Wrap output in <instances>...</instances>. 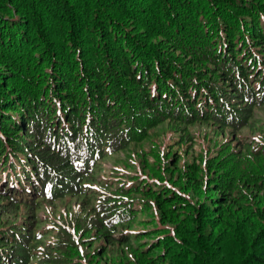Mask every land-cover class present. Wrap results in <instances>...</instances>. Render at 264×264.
<instances>
[{"label": "trees", "instance_id": "1", "mask_svg": "<svg viewBox=\"0 0 264 264\" xmlns=\"http://www.w3.org/2000/svg\"><path fill=\"white\" fill-rule=\"evenodd\" d=\"M259 64L264 0H0V264H63L75 245L90 256L84 264L116 245L132 257L122 248L119 263L103 264H264V118L248 115L264 105ZM119 103L125 121L113 116ZM184 112L220 127L210 135L250 133L237 144L213 139L204 157L183 161L186 185L210 203L181 215L186 199L155 176L143 187L94 178L100 158L125 149L122 136L142 139L159 118L183 125ZM175 131L191 144L188 131ZM171 144L162 160L178 168L181 148ZM44 194L84 200L55 219L36 214ZM147 199L162 234L135 252L133 233L110 242L111 215L126 222ZM21 209L20 221L1 219ZM47 219L49 243L35 226Z\"/></svg>", "mask_w": 264, "mask_h": 264}, {"label": "rangeland", "instance_id": "2", "mask_svg": "<svg viewBox=\"0 0 264 264\" xmlns=\"http://www.w3.org/2000/svg\"><path fill=\"white\" fill-rule=\"evenodd\" d=\"M263 67V64H259L255 68L256 72L262 71L264 69ZM260 74L261 73H259V75ZM23 79V76H20L19 81L22 82ZM220 85L224 86L225 84L220 83ZM232 86H234L233 83L230 85V87L227 88H231ZM232 97L231 99L234 101L231 100V102L234 103V105L236 104V107H240L242 104H240L241 102L238 101L241 99V97L239 95L236 96L239 98ZM115 102L116 101L112 103ZM122 109H124V107H122L121 103H119L118 107L115 109L113 116L119 114ZM220 112V115H222L223 111ZM185 113L186 112H184L180 116L182 117L181 120H184L183 125H180L178 124V122H175L174 120L168 118L164 120H162V118H159L158 120H153L154 126L148 129V133H145L146 136H144V138L142 139H140L139 137L136 140L134 139L135 141L129 142L124 136H122L121 142L126 143L125 149L120 150V152L116 155H108L100 158L99 161H97L98 164L96 168L94 169V178L96 180H98L99 178H105V182H108L112 187H115L117 185H121L120 187H129L126 185L130 184H140V186L143 187L146 181L149 183L153 182L151 178L155 176V182L163 183L165 186H167L168 189L170 188L174 191L179 192V194H181L183 198L186 199L185 204L182 206L184 207V209H181V215H184L187 212L195 214L194 206H192L191 204L197 205L196 203H200L202 201H207L210 203V200L208 201V197L206 196L204 190L203 193L200 194L194 191L193 187L186 185V174L182 171V169L185 170L184 168H182L183 161L187 160L188 162H190L192 159H195V161L197 162L196 159L199 158L200 155L204 157V150L211 143V140L213 141V139H218L219 141H224L228 143L233 142L232 144H234L236 142H239V140H237L238 137H245L247 136V134L250 133L246 126H244L235 130L223 129L221 132L218 133L215 131L210 135L211 129H215V127H220L214 126V123H212L211 121L200 119L198 120L195 119V117H189ZM248 113L251 118L253 117L254 119L261 122L264 118V105L253 107L250 111H248ZM124 115L125 113L123 112V115L119 114L116 116V118L121 116L123 121H125L126 118L124 117ZM183 116L185 117V119ZM156 121L158 122L155 123ZM239 123L240 122H237L236 120L234 122V125H239ZM184 125H186V127H184ZM175 130L188 131L189 133L188 135H185V137L190 140L191 144L180 140V138L177 136L178 133ZM172 138L175 139L172 140ZM169 143H175L171 144L173 145L171 148L172 151L177 152L176 149H178L179 147L181 148L178 149L179 155H181V159L178 161L179 163L177 164L178 168H180L181 171L178 170V168H174L170 165L168 166V164L166 163V159L162 160V156L164 154L163 151H165L166 146H168ZM24 144H26V142ZM236 144L235 146H237ZM154 168H156V170H154ZM143 180H145V182H142ZM205 186L206 185H204L203 188ZM213 195L216 194H212V196ZM133 196L134 195H129L128 200L130 201L131 198H136ZM83 200L84 199L82 197H66L65 201L64 199H58L55 202H51L47 198H42L41 202H43L44 206L42 207V210H38L36 214L42 216L44 211L51 210L52 212L56 213L54 215V218L59 219L64 216H68L71 212V208H74V206L79 207L80 201ZM145 204L148 207L146 210L140 211V207L137 208L138 211H135L134 215L130 218H127L126 222L123 223L115 224L117 220L113 215H111L112 221H110L109 223L108 233L115 236L110 237V242H117L119 239L118 237H120L124 232L133 233L136 237L130 242L133 245V251L135 252L139 251V249H148V245L150 243H153L155 241V238L162 234H157L163 226L158 221L159 217L156 207L154 206L155 204H153V202L148 199ZM188 205H190L191 208H188ZM22 210L23 209L17 211L16 213L11 212L8 215L6 214L5 216H2L1 219L16 216L20 221L19 216L21 213H23ZM153 215H155L157 218H155ZM51 220L54 219L51 218ZM151 221L154 224H149ZM38 223L39 222H37V224L35 225L39 228L36 232L39 233L41 237H43L44 233L49 231V233L45 235L46 242L49 243V239L53 238V234L55 232L53 225L49 223V220L43 222V224L40 223L38 225ZM167 226L170 229L172 227L174 237L178 239L180 243L185 242L183 237H179L176 234L174 230V225L171 224ZM155 230L159 231L155 232ZM98 244L99 243H97V245ZM114 245L115 244L113 243L112 246ZM122 248L124 249V251L122 252V256H129L131 258V249L128 246H123ZM122 248L116 245L115 249L117 250L111 248V251L108 252L107 256H98L96 254H93L92 264H103V261L101 259L108 257H112L113 262L119 263L118 258L121 256L120 251L122 250ZM65 249L66 251H64V253L68 255V259L63 264H84V262L82 261V257L86 256V250H84V247H81L80 245H75L66 247ZM153 255L156 257L157 255H161V252L157 250ZM86 257L90 258V256Z\"/></svg>", "mask_w": 264, "mask_h": 264}]
</instances>
